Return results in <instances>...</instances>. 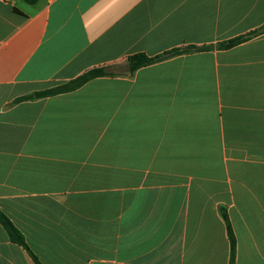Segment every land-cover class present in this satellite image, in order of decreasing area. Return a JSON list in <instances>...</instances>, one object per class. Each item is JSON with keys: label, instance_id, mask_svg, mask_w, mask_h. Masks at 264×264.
<instances>
[{"label": "crops", "instance_id": "crops-1", "mask_svg": "<svg viewBox=\"0 0 264 264\" xmlns=\"http://www.w3.org/2000/svg\"><path fill=\"white\" fill-rule=\"evenodd\" d=\"M262 28L264 0H0V211L41 264H230L221 208L264 264V32L217 47ZM0 264H37L1 222Z\"/></svg>", "mask_w": 264, "mask_h": 264}, {"label": "trees", "instance_id": "trees-1", "mask_svg": "<svg viewBox=\"0 0 264 264\" xmlns=\"http://www.w3.org/2000/svg\"><path fill=\"white\" fill-rule=\"evenodd\" d=\"M28 4H36L39 0H25ZM264 32V28L252 32L243 36H239L237 38H234L232 40H229L227 42L219 44L217 47L220 50H229L232 49L238 45H241L245 42L250 41L252 38L258 36L259 34ZM212 47L210 46H203V47H197V46H190L187 48H181V49H175L169 52H166L162 55L156 56V57H149L146 54H136L133 56H130L127 61V66L129 68V72L131 75L135 74L136 71H138L141 68L148 67L151 65H154L156 63H160L162 61H165L171 57L184 55V54H190V53H196V52H205L210 51ZM109 67H100V68H94L80 77H78L75 80H72L66 84H63L61 86L44 90L40 92H36L35 94L28 95L22 98H19L17 102H23L28 100H34V99H42V98H48L53 97L61 94L70 93L73 91H76L83 87L86 83L100 77H112L117 75L113 72V69ZM221 214L222 217L226 223L228 235L230 238L231 243V261L230 264H235V258H236V237L234 234V230L228 215V212L225 208H221ZM0 222L2 226L7 231L11 241L15 244H18L22 247H24L27 251L31 253L34 260L37 262V264H41L38 261V258L30 251L29 246L27 245L26 239L23 236V234L17 229V227L12 223V221L2 212L0 211Z\"/></svg>", "mask_w": 264, "mask_h": 264}]
</instances>
